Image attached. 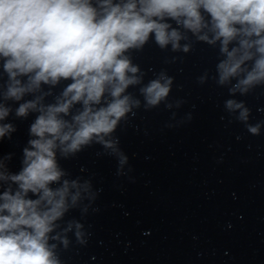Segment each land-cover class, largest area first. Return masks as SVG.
<instances>
[{
  "label": "clouds",
  "instance_id": "1",
  "mask_svg": "<svg viewBox=\"0 0 264 264\" xmlns=\"http://www.w3.org/2000/svg\"><path fill=\"white\" fill-rule=\"evenodd\" d=\"M189 33L219 45L214 79L230 85L231 95L264 86V0H0V140L16 131L5 122L13 113L9 102L18 104L16 118L36 114L19 171L8 168L12 154L0 158V264H62L57 248L69 246V232L85 243L82 223L61 221L96 193L89 180L69 179L60 160L99 144L121 167L127 163L113 134L141 106L128 90L139 86L151 109L167 100L173 84L164 71L145 84L131 53L150 39L188 53L191 44L181 42ZM64 81L70 82L54 93ZM225 108L260 134V123L247 124L243 101L228 99Z\"/></svg>",
  "mask_w": 264,
  "mask_h": 264
}]
</instances>
